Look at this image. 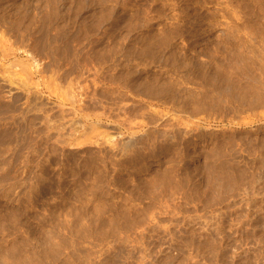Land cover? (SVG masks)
<instances>
[{
    "label": "rangeland",
    "instance_id": "1",
    "mask_svg": "<svg viewBox=\"0 0 264 264\" xmlns=\"http://www.w3.org/2000/svg\"><path fill=\"white\" fill-rule=\"evenodd\" d=\"M0 264H264V0H0Z\"/></svg>",
    "mask_w": 264,
    "mask_h": 264
}]
</instances>
